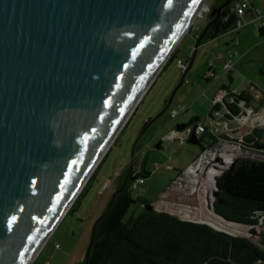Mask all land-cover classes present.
Instances as JSON below:
<instances>
[{
    "label": "water",
    "instance_id": "1",
    "mask_svg": "<svg viewBox=\"0 0 264 264\" xmlns=\"http://www.w3.org/2000/svg\"><path fill=\"white\" fill-rule=\"evenodd\" d=\"M203 1L0 0V264H30Z\"/></svg>",
    "mask_w": 264,
    "mask_h": 264
},
{
    "label": "rangeland",
    "instance_id": "2",
    "mask_svg": "<svg viewBox=\"0 0 264 264\" xmlns=\"http://www.w3.org/2000/svg\"><path fill=\"white\" fill-rule=\"evenodd\" d=\"M220 1H205L188 30L181 37L183 45L188 42H192L195 45L196 41L192 40L191 37H194L195 33L201 34L207 28L210 12ZM258 29L250 27L249 31L251 34L248 37L241 36V53L245 54L249 50L252 53L247 56L242 66L238 67L235 65L230 70L234 78L233 83L230 84L228 79L229 70L227 72L222 70L221 75L216 76L215 79H211L206 84L205 87L216 85L215 90L211 93L208 92V94L205 92L206 88L203 87L199 89L200 91L187 93L188 88L192 87V83L179 85L182 73L177 65L178 58L176 57L169 61V57L124 123L109 150L95 168L94 176L92 174L84 185V188L87 185L86 188H82L76 201L54 228L53 235H51V238H49L42 249L39 255L41 256L40 260L36 261V264H41V261L43 262L42 264H49V261L56 255L66 257L65 261L69 264H80L84 261L90 243L92 226L95 220L103 213L116 187V178L132 161L139 169L143 165L149 173V177L145 179L143 185L131 188L130 192L133 200L139 198L143 201L155 203L165 197L164 193H180L179 189H181L186 194L188 203L181 205L170 203L164 199L159 204L155 203L156 209L171 213L179 218L184 215L189 216L188 219L181 218L184 221L206 225H209L206 223L207 221L214 222V218L217 217L211 210L213 186L209 185L210 183L207 179L208 169L205 168L204 164V171L200 172L198 167H194L192 173L183 175L180 178L181 180L179 179L176 183L173 182L180 173L186 172L195 159L201 155V147L189 144L188 141H180L168 137L171 133L168 130L169 127L157 133L159 138H163V148L161 150L156 149L158 141L154 142L152 137L162 125H182L192 122L194 118H199V123L208 131L215 128L224 139L220 146L208 151L226 149L228 153L233 155L231 163L237 158L248 156V152L243 149V145L245 138H257L254 135V131L261 132L260 138L257 140L264 145V119L259 120L261 116L264 117V108L262 107L264 105V97L262 96L255 98L256 103L253 102L251 104L252 108L260 107L256 111L250 108L247 109L245 103H242L243 109L240 114L232 117L226 109L228 116H231V121L224 120L223 125L226 123L230 131L226 130L224 126L211 121V119L216 121L217 117H219L215 115L212 105L215 103L216 95L222 89L221 83L225 87L231 86L233 89H240L238 92H244L246 91V85L249 83L248 78L251 76L254 77L253 83L264 91V70L259 72L260 66L264 68V36L261 37L259 35ZM234 46L237 45L234 43L230 46L224 45L223 49H232ZM190 56L191 53L188 54V57ZM237 59L235 56V60ZM203 61L204 58L202 56L199 57L192 70H190V72L193 71L198 75L196 80L199 83L200 79L204 80L209 73V68L205 66ZM210 72H212L211 69ZM220 80L221 83L219 82ZM224 109L222 108L219 111V115L224 113ZM185 111L187 112L185 113ZM174 112L178 116L176 119H171L170 113ZM147 120H150V123L145 127ZM154 130L156 131L154 132ZM202 146H205L204 143ZM133 150H135L134 158L132 157ZM250 154L252 155L251 158H262L261 155L256 156L255 152ZM219 167L221 168L219 170L220 176L227 167L221 165ZM217 178L218 176L215 181ZM191 189L196 190V192L191 194ZM140 212V206L132 205L126 219L131 215L137 217ZM210 224L214 226L212 223ZM217 224V227L214 226L215 228L211 225L209 226L235 236L240 235L247 238L254 236L244 227L227 226L226 223H223L226 226H219L220 223ZM231 231L237 233L233 234ZM83 235L84 239H82L79 246L78 241ZM69 246L75 247V249L73 250Z\"/></svg>",
    "mask_w": 264,
    "mask_h": 264
},
{
    "label": "trees",
    "instance_id": "3",
    "mask_svg": "<svg viewBox=\"0 0 264 264\" xmlns=\"http://www.w3.org/2000/svg\"><path fill=\"white\" fill-rule=\"evenodd\" d=\"M232 8L218 12L216 7L214 13L212 8L208 26L197 42L216 39L235 29L238 18ZM258 33L264 36V24ZM175 58L176 50L169 61ZM183 80L184 75L179 85ZM239 103L249 107L248 93L227 92L223 104L212 105V109L219 112L224 107L235 117L242 110ZM231 116L225 114L223 120L231 121ZM149 123L147 120L145 127ZM254 135L257 138H245L243 149L248 156L235 159L214 182L217 197L213 206L216 217L244 227L254 236H235L206 224L182 221L176 215L158 211L155 203L133 200L130 190L134 180H144L147 174L135 173L128 165L116 178V187L92 226L86 257L80 264H264V145L257 140L261 132L254 131ZM198 141L204 152L220 146L224 139L207 130ZM253 152L262 158H251ZM132 205L141 206V212L126 219Z\"/></svg>",
    "mask_w": 264,
    "mask_h": 264
},
{
    "label": "crops",
    "instance_id": "4",
    "mask_svg": "<svg viewBox=\"0 0 264 264\" xmlns=\"http://www.w3.org/2000/svg\"><path fill=\"white\" fill-rule=\"evenodd\" d=\"M240 1H242V0H239L238 2H240ZM237 3H235L234 5H236ZM237 18H238V21H237L236 28L231 30L228 33H225L224 35H222L216 39L208 40L206 42H197V38L200 35V33L199 34L195 33L194 37H191L192 40L196 41L195 45L192 42H188L187 44L183 45L182 44L183 39L179 40V42L176 46V57L178 58V60H182L184 62V64H186L188 67L186 75H185V80L187 81L186 84L192 83V87L188 88L187 93L200 91L199 89H202V87L206 88V91H205L206 94H208V92L211 93V92H213V90H215L216 85L210 86V87H205L206 84H208L211 80L207 81V78L205 77L204 80L200 79V83H199V81L196 80V78H198V75H196V73L193 71L190 72V70H192L196 60H198V58L201 56L204 58L203 63L205 64V66L207 68H209L208 71L211 69L212 73H214L215 76L213 79H215L216 76L221 75L222 70H223V64L225 62H228L229 60H232L235 63V65L238 67L242 66L245 59L247 58V56H249L252 53V51L249 50L245 54L241 53V51H240V47L242 44L241 43V36L248 37L251 34V32L249 31L250 27H256L258 29L264 24V0H253L250 3L248 9L244 12V14L242 16H237ZM233 43L236 44L237 46H234V48H232V49H227V50L223 49L224 45L230 46V45H233ZM189 53H191L190 57H188ZM182 55H183V57H181ZM235 56L238 58L237 60H235ZM256 68H255V70H256ZM259 68H260L259 72H262L264 70V68L262 66H260ZM228 79L230 81V84H232L233 79H234L232 72H230L228 74ZM248 81H249V83L246 85V91H244V93H248V95L250 96V105H249V107H247V109L250 108L251 110L253 109V111H256L260 107H255V108L253 107L252 108L251 104L253 102L256 103L255 98L261 97V96L264 97V91L262 89H260V87H258L257 85H255L253 83L254 77L249 76ZM219 82L221 83V80ZM183 83H185V82H183ZM221 88H222L221 90H223L225 88L226 92L242 93V92H238L240 89H238V88L233 89V87H231V86L225 87L224 85H222V83H221ZM185 92H186V90H185ZM262 107L264 108V105ZM186 112L187 111H185V113ZM170 115H171V113H170ZM177 116H176V118H177ZM194 116H196V115H194ZM199 121H200L199 118H194L192 122H194L196 125H201L199 123ZM188 124L189 123L182 124V125H171V126L170 125H168V126L162 125L161 128L157 132H155L156 130H154L155 133L153 132L154 134H153L152 138H153L154 142L158 141L156 149L161 150L163 148L162 147V139L163 138H161V137L159 138V134L157 135V133H159L160 130L164 131L167 127H169L168 130L171 133L174 131H182L181 128H184V127L186 128ZM168 137H169V135H168ZM136 146H137V144H136ZM132 153H133V155H132V157H133L135 154V150H133ZM129 165L131 166V168L134 170L135 173L146 172L147 175H146L145 179H147V177H149V173L145 170V167L143 165H141L140 169L137 166H135V163L133 161L130 162ZM179 178H181V173H180V175L177 176V179L173 182L176 183L179 180ZM145 179L143 180V182L145 181ZM164 196H163L164 198L159 199V201L155 202V203L159 204L164 199L170 203H176V204H181V205H183V203L189 202V201H187L186 195L183 193H176V192L170 193V194L164 193ZM51 235H53V233H51ZM51 235L49 236V238H51ZM49 238L47 239V241L49 240ZM82 239H84V235L78 241L79 242L78 245L81 243ZM47 241L41 247V249L39 250V252L34 257V259L32 260V262L30 264H36V261L40 260L41 256H39V255L42 252V249L44 248ZM72 246H73V243H72ZM72 246H69V248L74 250L75 247H72ZM65 260H66V257L56 255L55 257H53L51 259V261H49V264H69ZM42 263L43 262L41 261V264Z\"/></svg>",
    "mask_w": 264,
    "mask_h": 264
},
{
    "label": "built area",
    "instance_id": "5",
    "mask_svg": "<svg viewBox=\"0 0 264 264\" xmlns=\"http://www.w3.org/2000/svg\"><path fill=\"white\" fill-rule=\"evenodd\" d=\"M253 0H242V1H240V2H238L236 5H234L233 6V8H232V11L237 15V16H242L243 14H244V12L248 9V7H249V5H250V3L252 2ZM177 65L179 66V68L181 69V73H182V75H184V80H183V82H187L186 80H185V75H186V72H187V69H188V67H187V65L186 64H184V62L182 61V60H178L177 61ZM235 66V63L232 61V60H229L228 62H225L224 64H223V71L224 72H227L228 70H229V72H230V70L233 68ZM207 79H210V78H214V74L212 73V72H209L208 73V77H206ZM227 98V92L226 91H223V90H221L217 95H216V98H215V103L213 104V105H215V104H223V102H224V100ZM228 102L229 103H231V102H233V98H230V99H228ZM239 106H240V108L241 109H243V105H242V103H240L239 104ZM224 108V107H223ZM225 114H227V115H229L227 112H226V110L224 109V113L222 114V115H219V112H215V115L216 116H219V117H217V119H216V121H215V119H211V121H214V122H216V123H218L219 125H221V126H224V128L226 129V130H229V128H228V126H227V124L226 123H224V125H223V118H224V115ZM176 116H177V113L176 112H174V113H171V115H170V117H171V119H175L176 118ZM214 118V117H213ZM207 131V129L203 126V125H195V127H194V129L190 126V127H186V128H184L182 131H174V132H172L170 135H169V137H171V138H175L176 140H180V141H188L190 138H191V136L192 135H195V137L197 138V139H199V138H201L202 137V135L205 133ZM218 130L217 129H210L209 130V132L211 133V134H213V135H221V134H218V132H217ZM230 131V130H229ZM211 153H213L215 156L216 155H221V153H222V150H216V149H214V150H212V151H208V150H206V151H204L193 163H192V165L191 166H189L188 167V169H187V171L186 172H184L183 173V175H186V174H190V173H192V169L195 167V168H197L201 163L202 164H204L205 165V168H207L208 169V171L211 169V168H214V169H216V166L215 165H217L218 163H216V164H211V163H209V161L208 162H206L207 160H208V158H209V155L211 154ZM217 159H220L219 158V156H218V158ZM221 160V159H220ZM220 163V162H219ZM220 166V165H219ZM204 171V170H203ZM207 171V172H208ZM109 183V182H108ZM141 184H143V180L141 179V178H137V179H135L134 180V182H133V184H132V187H135V186H137V185H141ZM214 186H215V183H214ZM213 186V187H214ZM179 218V217H178ZM182 218V217H181ZM181 218H179V219H181ZM217 219H218V217H217ZM220 219V218H219ZM181 220H183V219H181ZM220 221H222L221 219H220ZM223 222V221H222ZM225 223V222H224ZM227 224V223H226ZM227 225H230V224H227ZM219 231H222V230H219Z\"/></svg>",
    "mask_w": 264,
    "mask_h": 264
},
{
    "label": "bare ground",
    "instance_id": "6",
    "mask_svg": "<svg viewBox=\"0 0 264 264\" xmlns=\"http://www.w3.org/2000/svg\"><path fill=\"white\" fill-rule=\"evenodd\" d=\"M205 1L206 0H204L200 5H199V7H198V9H197V11L195 12V16L197 15V13L201 10V8L203 7V5H204V3H205ZM194 16V17H195ZM190 26V25H189ZM189 26H187V28L185 29V31L184 32H186L187 30H188V28H189ZM169 57H170V55H169ZM169 57L168 58H165V60L161 63V65L156 69V71L153 73V75L150 77V79L147 81V83L145 84V86H144V89L142 90V92H141V94L139 95V97L137 98V100H136V102H135V105L137 104V102L140 100V97L142 96V94H143V92L151 85V83H152V81L154 80V78H155V76L159 73V71L162 69V67L164 66V64L167 62V60L169 59ZM133 109H134V105L132 106V108H130V110H129V112L127 113V115L124 117V119L122 120V122H121V124L119 125V127H118V130L119 129H121L122 127H123V125H124V123L126 122V120H127V117H129L130 116V114L132 113V111H133ZM261 119H264V117L263 116H261L260 117V119L259 120H261ZM232 147V146H231ZM222 148V147H221ZM108 151V150H107ZM107 151H106V153H107ZM105 153V154H106ZM104 154V155H105ZM218 156H219V158L221 159V163H219V162H217V158H218ZM232 158H233V155L231 154V153H228V151L226 150V149H224V150H222V153H221V155H214L213 153H211L210 155H209V158H208V160L206 161V162H208L209 161V163H211V164H216V163H218L217 165H215L216 166V169H214V168H211L209 171H208V173H207V179H208V182L210 183L209 185L210 186H214V182H215V177H217V176H219V174H220V167H219V165H221V166H225V167H227L230 163H231V161H232ZM101 161V160H100ZM205 166V165H204ZM198 170H200V172L201 171H203L205 168L203 167V164L201 163L199 166H198ZM225 169V168H224ZM94 171V170H93ZM93 174V172H91L90 173V175H89V177H88V179L90 178V176ZM189 177V176H188ZM195 178V177H194ZM88 179L85 181V182H83L82 184H81V186H80V188H79V190H78V192L76 193V195L73 197V199L71 200V202H70V204L65 208V210H63V214L64 213H67V211L71 208V206L73 205V203L76 201V199H77V197H78V195L80 194V192L82 191V188H84V185L86 184V182L88 181ZM188 184V183H187ZM194 185V184H193ZM214 188V187H213ZM188 189V188H187ZM196 189V188H195ZM192 191H191V194H193V193H195L196 192V190H194V189H191ZM62 214V215H63ZM185 219H188L189 218V216H186V215H184L183 216ZM182 217V218H183ZM214 222H211V221H207L206 223L207 224H209V225H211L210 223H212L214 226H216L217 227V223H220L219 224V226L220 225H223V223L224 222H222V221H220L219 219H217V218H214V220H213ZM212 226V225H211ZM214 226H212V227H214ZM223 226H226V225H223ZM227 226H229V225H227ZM231 226H233V225H231ZM55 227V226H54ZM215 228V227H214ZM53 229V228H52ZM232 229V228H231ZM51 232H52V230L46 235V237L44 238V240H43V242L41 243V245H40V247L36 250V252L34 253V255L32 256V258H31V260H30V262L29 263H31L32 262V260L34 259V257L37 255V253L39 252V250L41 249V247L44 245V243L47 241V239L49 238V236H50V234H51ZM231 233H233V234H235V233H237V232H234V231H231Z\"/></svg>",
    "mask_w": 264,
    "mask_h": 264
},
{
    "label": "flooded vegetation",
    "instance_id": "7",
    "mask_svg": "<svg viewBox=\"0 0 264 264\" xmlns=\"http://www.w3.org/2000/svg\"><path fill=\"white\" fill-rule=\"evenodd\" d=\"M239 0H221L220 1V3L217 5V6H215V8H213V11L215 12V10H216V7L218 8L217 9V11H221L223 8H225V7H233V5L235 4V3H237ZM206 151V150H205ZM203 153V152H202ZM201 153V154H202ZM181 177H183V173H181ZM180 179V178H179ZM181 180V179H180ZM179 189V188H178ZM181 192L180 193H183V194H185L181 189H179ZM186 195V194H185ZM141 207V206H140ZM142 208V207H141Z\"/></svg>",
    "mask_w": 264,
    "mask_h": 264
}]
</instances>
